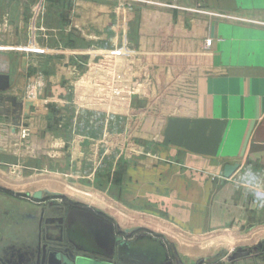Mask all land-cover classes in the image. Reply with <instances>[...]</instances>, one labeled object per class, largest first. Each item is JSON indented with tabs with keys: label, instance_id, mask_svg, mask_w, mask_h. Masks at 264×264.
I'll return each instance as SVG.
<instances>
[{
	"label": "crops",
	"instance_id": "0c3cea01",
	"mask_svg": "<svg viewBox=\"0 0 264 264\" xmlns=\"http://www.w3.org/2000/svg\"><path fill=\"white\" fill-rule=\"evenodd\" d=\"M201 1L212 16L175 21L173 9H165L163 17L139 5L128 11L124 8L128 1L124 0H35V27L51 34L49 30L57 33L61 26L67 44L59 51L49 47L31 52L25 48L29 39L19 42L17 32L24 4L33 0H0V41L4 45L0 48V165L12 161L14 143L24 126L32 121L36 125L46 122L43 113L35 119L30 114L43 109L48 97H57L60 89L70 84L76 60L113 57L124 37L131 44L140 45L144 38L154 44L162 36L155 30L160 24L170 43L180 30L186 38L175 39V44L203 45L206 39L212 40L211 52H188L181 57L209 62L208 69L198 77L197 116L183 120L179 126L168 125L164 140L171 147L166 155L171 156L172 164L148 171L150 183L155 180L156 187H160L159 181L164 183V202L176 239L168 237L166 230L153 231L157 228L150 222L142 226L148 227L147 235L160 240L182 264L207 258L216 253L217 238L244 234L256 218L264 219L261 212H252L250 196L234 182L235 176L223 177L224 167L235 164L264 174V0ZM55 6L58 11L62 9L59 15ZM53 9L57 20L63 19L57 28L49 19ZM46 23L50 24L45 27ZM27 27L32 28L31 22ZM27 129L33 135L40 134V127ZM156 172L162 173L161 178L155 177ZM0 185L12 188L9 181L0 180ZM22 201L17 203L19 209L24 207ZM70 216L94 248L113 253L116 236L110 222L89 212L74 211ZM155 247L151 240L133 246L138 250Z\"/></svg>",
	"mask_w": 264,
	"mask_h": 264
},
{
	"label": "rangeland",
	"instance_id": "374dc122",
	"mask_svg": "<svg viewBox=\"0 0 264 264\" xmlns=\"http://www.w3.org/2000/svg\"><path fill=\"white\" fill-rule=\"evenodd\" d=\"M124 1L130 3L124 7L128 11L139 5L156 11L161 17L165 9H173L175 21L190 16H212L201 0ZM34 6L35 0L24 4L21 27L17 32L19 42L30 39L31 28L27 29V26L28 22L36 20ZM55 9L58 15L62 11L56 6ZM49 19L54 28L63 21L57 20L54 9L52 19ZM163 26L156 27V32L162 36L154 40V44H148L146 38L140 45L131 44L124 37L113 57L103 61L100 56H94L90 62L76 60L70 84L63 86L57 97H48L43 109L32 110L30 115L34 119L38 113H43L47 123L36 125L32 121L31 126L29 123L24 126L14 143L9 159L12 161L0 165V180L12 182V188L0 185V212L11 210L23 198L32 199L33 194L40 191L49 212L56 210L59 213L57 207L66 205L75 212L96 214L112 224L114 236L131 239L141 232L147 234L149 228L142 224L150 222L157 228L153 231L166 230L168 237L176 239L164 202V183L159 181L160 187H156L155 180L150 183L148 171L150 167L172 164L171 156L166 155L171 147L166 146L164 140L168 125L179 126L183 120L186 122L197 116L198 77L208 69L209 62L181 57L188 52H211L212 40L206 39L203 45L175 44V39L186 38L180 30L178 36L174 33V42L170 43ZM52 31L49 30L51 34H46L47 38L41 42L46 41V45L55 51L63 50L67 34L62 32L61 26L57 33ZM1 47L4 45L0 41ZM27 127H40V134L33 135ZM161 176L162 173L156 172L155 177ZM33 206L36 211V205ZM250 207L254 214L261 212L264 216V209L256 210L251 203ZM258 218L244 234L217 238L216 253L208 254L198 264H216L226 259L234 249L246 246L237 244L236 240L244 239L252 232L256 233L252 244L264 238V219ZM121 225L123 229H120ZM174 258L178 260L176 256Z\"/></svg>",
	"mask_w": 264,
	"mask_h": 264
},
{
	"label": "flooded vegetation",
	"instance_id": "af4514ba",
	"mask_svg": "<svg viewBox=\"0 0 264 264\" xmlns=\"http://www.w3.org/2000/svg\"><path fill=\"white\" fill-rule=\"evenodd\" d=\"M23 199L25 201H22L24 205L22 209L14 205L11 210L0 212V264H41L43 252L58 254L59 259L64 257L69 259V256L74 255L75 258L87 260L94 258L100 261L115 260L116 264H182L160 240H153L144 232L136 234L131 239H124L121 236H116V239L130 242L132 248L142 240H151L157 247L153 250L140 251L139 254L144 255L143 259L126 257L129 262L115 259L116 249L111 255L105 254L94 248L87 235L80 233L77 224L70 218L71 212L75 211L73 208L66 205L62 208L58 206L60 212L57 213L55 210L52 213L45 206L42 195L39 200ZM33 205H37L38 210L35 211ZM25 207L27 212H23ZM66 249L68 251H65ZM78 249L94 253L80 252ZM216 264H264V242L258 239L254 244L238 247L227 255L226 259L223 258Z\"/></svg>",
	"mask_w": 264,
	"mask_h": 264
},
{
	"label": "water",
	"instance_id": "95a60500",
	"mask_svg": "<svg viewBox=\"0 0 264 264\" xmlns=\"http://www.w3.org/2000/svg\"><path fill=\"white\" fill-rule=\"evenodd\" d=\"M238 165H226L223 170V177L225 179H229L238 169ZM42 193L40 191H37L33 194L32 198L35 200H39L41 198ZM261 242H264V238H260ZM115 249H116V257L115 259H119L120 261L125 260L126 262H129L127 258H134V259H143L144 255L139 254L140 251L136 248L131 247V243L127 241H122L120 239L115 240ZM160 245V243H159ZM161 247V245H160ZM80 252H88L91 251L78 249ZM65 251H68L67 249ZM94 253V252H91ZM98 255V254H97ZM125 256V257H124ZM127 257V258H126ZM53 258V259H52ZM41 264H116V261H100L99 259H84V258H75V256H69V259H66L65 257L62 259H59L58 254H53L47 252H43L42 254V261Z\"/></svg>",
	"mask_w": 264,
	"mask_h": 264
},
{
	"label": "built area",
	"instance_id": "2783aa9c",
	"mask_svg": "<svg viewBox=\"0 0 264 264\" xmlns=\"http://www.w3.org/2000/svg\"><path fill=\"white\" fill-rule=\"evenodd\" d=\"M129 1L136 3L139 0H129ZM35 17H37V12H36ZM31 26H32V28L30 30L29 45L25 48H27L31 52H36V51L42 52L43 48H49V46L46 45V41L44 42V44L41 42V45L39 42V40L43 41L44 38L45 39L47 38V36H46V34H48L47 31H43L39 27L36 28L35 27V20L33 22H31ZM37 31H39V33H40L39 35H36ZM43 33H46V34L44 35ZM39 36L41 38L37 39ZM249 172H251L252 174H254L256 176L258 183H259V191L264 193V181H263L264 174L255 172L249 166L241 167V168L238 167L237 171L232 175L233 177L235 176L233 178L234 182H236V184H238V186H241L243 189H245L247 191L248 195L250 196V203H251V205H253L256 208V210H263L264 207L259 206L256 193L252 190H249L248 188H246L244 186L242 178H244L245 175Z\"/></svg>",
	"mask_w": 264,
	"mask_h": 264
},
{
	"label": "clouds",
	"instance_id": "9594fccd",
	"mask_svg": "<svg viewBox=\"0 0 264 264\" xmlns=\"http://www.w3.org/2000/svg\"><path fill=\"white\" fill-rule=\"evenodd\" d=\"M242 179L244 186L256 193L259 206L264 207V193L259 191V183L256 176L249 172Z\"/></svg>",
	"mask_w": 264,
	"mask_h": 264
},
{
	"label": "bare ground",
	"instance_id": "6f19581e",
	"mask_svg": "<svg viewBox=\"0 0 264 264\" xmlns=\"http://www.w3.org/2000/svg\"><path fill=\"white\" fill-rule=\"evenodd\" d=\"M8 181L10 183H12L10 180H8ZM88 197H90V196H88ZM255 234H256L255 232H252L251 235L246 236L244 239H238V240H236V243L238 242L237 244H246V245L247 244H252L255 241V238H256V235Z\"/></svg>",
	"mask_w": 264,
	"mask_h": 264
}]
</instances>
